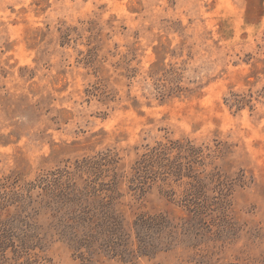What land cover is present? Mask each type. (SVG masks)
<instances>
[{
	"label": "rangeland",
	"instance_id": "rangeland-1",
	"mask_svg": "<svg viewBox=\"0 0 264 264\" xmlns=\"http://www.w3.org/2000/svg\"><path fill=\"white\" fill-rule=\"evenodd\" d=\"M93 188L171 235L81 255ZM0 264H264V0H0Z\"/></svg>",
	"mask_w": 264,
	"mask_h": 264
},
{
	"label": "trees",
	"instance_id": "trees-1",
	"mask_svg": "<svg viewBox=\"0 0 264 264\" xmlns=\"http://www.w3.org/2000/svg\"><path fill=\"white\" fill-rule=\"evenodd\" d=\"M101 194L96 188L77 190L69 200L60 232L81 255L97 252L122 255L129 254L130 249L135 257L154 250L148 249L154 247L148 235L151 231L166 230L171 235L173 225L167 215L141 213L130 222L109 195ZM132 237L138 242L135 248L131 247Z\"/></svg>",
	"mask_w": 264,
	"mask_h": 264
}]
</instances>
